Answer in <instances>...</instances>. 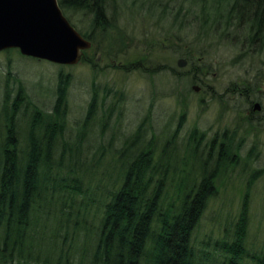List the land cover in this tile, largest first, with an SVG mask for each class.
Returning <instances> with one entry per match:
<instances>
[{
    "label": "trees",
    "instance_id": "16d2710c",
    "mask_svg": "<svg viewBox=\"0 0 264 264\" xmlns=\"http://www.w3.org/2000/svg\"><path fill=\"white\" fill-rule=\"evenodd\" d=\"M106 1L58 3L62 12L73 7L93 16L91 32H81L72 24L93 46L97 31L108 23ZM147 2L163 15H182L183 27L185 20L192 21L186 14H192L199 30L196 38L206 42L188 45L180 39V57L190 67L185 72L193 78L191 84L204 86L197 69L210 70L203 57L211 54L196 49L224 46L230 61L234 58V63L251 67L239 83L230 84L227 93L247 103L252 100L263 69L257 66L264 54V0ZM115 29L105 37L107 56L114 59L128 49L127 33ZM235 45L241 47L231 56ZM88 63L96 71L97 63ZM118 68L127 67L114 69ZM174 74L179 79L188 76ZM69 83L67 75L59 73L53 107L45 110L22 85H12L7 74L0 106V264H264V246L251 250L247 240V194L233 228L217 237H196L209 203L217 196L215 182L223 166L246 167L229 143L217 139L204 143L206 132L197 127L179 142L185 113L161 147L155 134L146 137L144 127H152L148 115L120 147L97 143L89 137L99 104L95 82L84 119L68 135ZM119 100L118 94L113 103L100 104L101 125ZM254 173L250 172L247 186Z\"/></svg>",
    "mask_w": 264,
    "mask_h": 264
},
{
    "label": "rangeland",
    "instance_id": "374dc122",
    "mask_svg": "<svg viewBox=\"0 0 264 264\" xmlns=\"http://www.w3.org/2000/svg\"><path fill=\"white\" fill-rule=\"evenodd\" d=\"M63 12L77 30L91 32V14L83 9L75 11L73 7L63 8ZM104 14L107 25L97 31V41L93 42V46L90 42L91 47L84 51L82 59L75 65L50 63L24 56L19 50L1 51L0 106L7 74L11 76L12 85H22L31 99L45 110L53 107L59 73L67 75L70 81L67 95L68 135H71L70 131L74 133L86 115L92 83L95 82L99 104L97 121L89 137L97 143H111V147L117 148L130 138L147 115L152 127H144L146 137L151 138L155 134L161 147L178 127L180 114L185 113L177 134L179 142L183 143L189 131L197 127L201 132H206L204 143H211L214 139L229 143V149L241 158V164L244 166V161L247 163L244 168L231 170L227 164L221 169L215 182L217 196L209 203L200 222L197 239L217 237L233 228L247 194V240L251 250H261L264 246V54L260 56L257 66L263 68L260 72L262 75L255 82L259 89L251 98L254 103H260L262 111L246 120L249 104L243 99L231 98L227 89L232 82L239 83L251 71L250 66L234 63V58L230 61L229 52L224 46L208 49L200 45L196 50L205 49L211 54L203 57L210 68L209 72L197 69L198 77H203L204 86L191 84L193 78L185 72L189 66L178 67L177 61L181 58L180 50L183 47L180 39L188 45L195 41L197 44L206 42L197 40L199 30L193 23L191 13L186 14V19L192 21L185 20L183 27L180 23L182 15L175 18L174 12L163 15L156 5L150 9L147 0H107ZM115 27L127 33L125 42L128 44L126 52L116 59L108 58L109 45L105 40L106 36L114 34ZM238 47L241 46H234L231 56H236ZM144 56L147 57L145 61ZM88 62L97 63L96 71ZM119 62L120 68H127L114 69ZM141 62L143 64L135 65ZM174 72L180 73V77L183 74L188 76L179 79ZM204 72L207 77L203 76ZM195 85L199 87L198 92L192 90ZM108 89L111 93L106 95ZM212 93L215 96L213 99ZM118 94L120 100L116 110L110 114L107 123L101 125L103 106L100 104L113 103ZM104 97H107L106 101ZM250 172L255 173L250 180L251 185L247 186V179L252 175Z\"/></svg>",
    "mask_w": 264,
    "mask_h": 264
},
{
    "label": "water",
    "instance_id": "95a60500",
    "mask_svg": "<svg viewBox=\"0 0 264 264\" xmlns=\"http://www.w3.org/2000/svg\"><path fill=\"white\" fill-rule=\"evenodd\" d=\"M90 47L65 17L58 0H0V51L18 49L24 56L75 65ZM177 65L183 68L186 61L180 58ZM192 89L199 91L196 85ZM254 106L255 111L260 109L258 103Z\"/></svg>",
    "mask_w": 264,
    "mask_h": 264
},
{
    "label": "flooded vegetation",
    "instance_id": "af4514ba",
    "mask_svg": "<svg viewBox=\"0 0 264 264\" xmlns=\"http://www.w3.org/2000/svg\"><path fill=\"white\" fill-rule=\"evenodd\" d=\"M251 102V103H250ZM250 102L248 103L249 104V107H247L246 109V116H248L250 119H252V118H254V115L256 114V113H260L261 111H262V106L260 105V109L259 110H257V111H255V109H254V105H255V101L253 100V102H252V100H250ZM253 103V104H252ZM260 104V103H259Z\"/></svg>",
    "mask_w": 264,
    "mask_h": 264
}]
</instances>
